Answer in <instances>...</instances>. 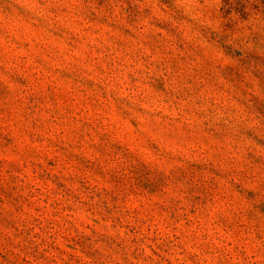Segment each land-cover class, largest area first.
<instances>
[{
	"label": "rangeland",
	"instance_id": "374dc122",
	"mask_svg": "<svg viewBox=\"0 0 264 264\" xmlns=\"http://www.w3.org/2000/svg\"><path fill=\"white\" fill-rule=\"evenodd\" d=\"M0 264H264V0H0Z\"/></svg>",
	"mask_w": 264,
	"mask_h": 264
}]
</instances>
